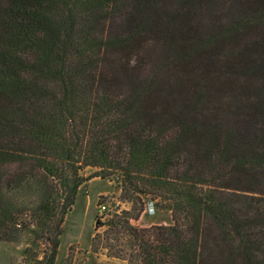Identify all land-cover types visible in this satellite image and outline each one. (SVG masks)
<instances>
[{"label":"trees","instance_id":"1","mask_svg":"<svg viewBox=\"0 0 264 264\" xmlns=\"http://www.w3.org/2000/svg\"><path fill=\"white\" fill-rule=\"evenodd\" d=\"M86 167L170 213L129 264H264V0H0V239L54 264Z\"/></svg>","mask_w":264,"mask_h":264},{"label":"rangeland","instance_id":"2","mask_svg":"<svg viewBox=\"0 0 264 264\" xmlns=\"http://www.w3.org/2000/svg\"><path fill=\"white\" fill-rule=\"evenodd\" d=\"M93 171L94 168L91 167L81 171L85 180L62 223L54 264H129L125 253L129 249L127 240L110 239L111 243L116 244L114 248H110L105 239L107 223L115 210L130 211L132 215L139 213L136 219L130 220L139 227L171 222L169 211L157 208L149 196H143L142 204L125 199L117 180L90 177ZM101 205H105V209L102 210ZM25 218L20 215L21 221L26 223L25 227L20 228L16 238L0 239V264H44L39 259L42 258L46 245L42 239L35 237L37 228Z\"/></svg>","mask_w":264,"mask_h":264},{"label":"built area","instance_id":"3","mask_svg":"<svg viewBox=\"0 0 264 264\" xmlns=\"http://www.w3.org/2000/svg\"><path fill=\"white\" fill-rule=\"evenodd\" d=\"M102 210L105 209V205H101Z\"/></svg>","mask_w":264,"mask_h":264}]
</instances>
